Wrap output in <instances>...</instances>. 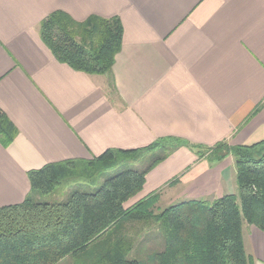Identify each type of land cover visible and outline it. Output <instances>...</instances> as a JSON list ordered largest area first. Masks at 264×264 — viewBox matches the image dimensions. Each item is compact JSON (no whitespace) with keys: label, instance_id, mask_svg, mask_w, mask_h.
Returning <instances> with one entry per match:
<instances>
[{"label":"crops","instance_id":"0c3cea01","mask_svg":"<svg viewBox=\"0 0 264 264\" xmlns=\"http://www.w3.org/2000/svg\"><path fill=\"white\" fill-rule=\"evenodd\" d=\"M57 10L121 19L112 88L45 44L39 25ZM0 108L18 129L0 143V207L25 200L31 170L163 138L184 144L149 170L135 200L236 194L235 158L212 162L187 145L264 142V0H0ZM243 236L264 264V232L244 223Z\"/></svg>","mask_w":264,"mask_h":264},{"label":"trees","instance_id":"16d2710c","mask_svg":"<svg viewBox=\"0 0 264 264\" xmlns=\"http://www.w3.org/2000/svg\"><path fill=\"white\" fill-rule=\"evenodd\" d=\"M39 31L59 61L90 75L107 76L112 88L124 33L118 16L91 15L77 21L57 10L40 23ZM17 133L0 108V143L8 146ZM182 144L163 138L143 149L107 150L92 160H67L29 171L31 191L25 200L0 207V264H58L66 257L77 264H143L129 257L135 241L127 233L133 223L156 225L162 232V249L150 255L155 264H253L243 226L248 223L264 232V142L187 145L212 162L232 155L237 194L212 201L185 200L156 211L160 193L155 192L126 207L143 190L149 170ZM152 150L162 153L142 168L131 164ZM76 183L79 186L60 202L33 197Z\"/></svg>","mask_w":264,"mask_h":264},{"label":"rangeland","instance_id":"374dc122","mask_svg":"<svg viewBox=\"0 0 264 264\" xmlns=\"http://www.w3.org/2000/svg\"><path fill=\"white\" fill-rule=\"evenodd\" d=\"M160 153L162 152H159L158 150L143 152L142 154H140L139 158H137L136 162H132L131 164L135 167L142 168L150 162V160L153 158L152 156L160 155ZM78 186L79 185L77 183L72 184L66 187L65 189L60 188L48 195L35 193L33 197L35 198V200L42 202H60L65 200L68 197L69 193ZM84 187L87 189L94 188L90 185H86ZM133 202H135V199H131L126 204V207L130 206ZM156 206V211H158L160 209L166 208L169 205L168 202L165 200H162L161 202H159L158 200ZM147 227L148 225H144L143 223H133L129 225L127 234H129V236H131L135 241L134 249L130 253L129 257L141 260L143 264H155L150 258V255L153 251L162 249V246H160L159 244L158 237H161L162 232L158 229L156 225L150 226L151 228ZM58 264H77V261L73 257H66L65 259L61 260Z\"/></svg>","mask_w":264,"mask_h":264}]
</instances>
